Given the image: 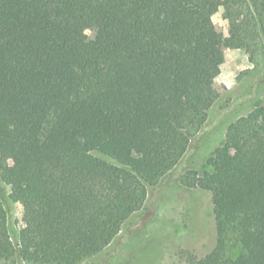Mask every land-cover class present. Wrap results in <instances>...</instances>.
<instances>
[{"label":"trees","instance_id":"1","mask_svg":"<svg viewBox=\"0 0 264 264\" xmlns=\"http://www.w3.org/2000/svg\"><path fill=\"white\" fill-rule=\"evenodd\" d=\"M219 5L0 0V181L23 208L15 227L0 197V264H81L149 206L213 115ZM222 15L245 73L263 75L264 0ZM209 164L181 181L211 192L216 243L185 264H264V105L228 125Z\"/></svg>","mask_w":264,"mask_h":264},{"label":"rangeland","instance_id":"2","mask_svg":"<svg viewBox=\"0 0 264 264\" xmlns=\"http://www.w3.org/2000/svg\"><path fill=\"white\" fill-rule=\"evenodd\" d=\"M228 1L220 0L212 12L220 62L212 71L211 84L219 97L207 129L194 140L183 163L163 180L149 206L128 219L120 237L81 264H185L187 251L201 257L214 247L217 232L212 194L184 184L181 176L192 169L200 174L210 170L209 159L223 144L228 125L238 116L264 105V74L256 78L246 74L252 67L248 54L227 41L229 23L222 13ZM93 33V26L86 25L82 35L89 39ZM10 192L11 187L0 181V197L9 211L10 222L17 227L23 208L12 202ZM140 220L147 223L148 237L132 232L126 239L128 226ZM236 251L231 244L230 253ZM18 264L29 263L20 260Z\"/></svg>","mask_w":264,"mask_h":264}]
</instances>
